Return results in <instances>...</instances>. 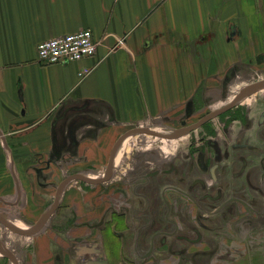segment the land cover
<instances>
[{
	"label": "crops",
	"instance_id": "1",
	"mask_svg": "<svg viewBox=\"0 0 264 264\" xmlns=\"http://www.w3.org/2000/svg\"><path fill=\"white\" fill-rule=\"evenodd\" d=\"M83 29L98 42L94 57L39 62L41 41ZM256 66L264 74V0H0V210L20 224L38 220L54 186L46 177L67 174L48 162L108 167L126 132L191 112L194 99L210 90L232 92L240 80L255 78L243 70ZM86 68L91 71L81 76ZM148 153L134 151L130 159L150 170L161 157ZM102 184L70 182L60 206L66 211L51 219L56 210L39 234L21 235L19 264H53L59 257L81 264L85 258L74 252L83 243L97 244L94 258L105 264L133 263L135 237L126 223H105L120 184L94 189ZM37 194L44 196L40 204ZM257 208L262 216H247L239 206L237 217L209 218L196 243L157 236L147 264H264L263 200ZM87 221L96 226L93 233L80 226ZM165 226H151L138 248L145 251L153 229Z\"/></svg>",
	"mask_w": 264,
	"mask_h": 264
},
{
	"label": "flooded vegetation",
	"instance_id": "2",
	"mask_svg": "<svg viewBox=\"0 0 264 264\" xmlns=\"http://www.w3.org/2000/svg\"><path fill=\"white\" fill-rule=\"evenodd\" d=\"M239 121L241 120L237 121L235 119L233 122ZM208 122L199 128H203ZM182 127L184 126L182 125ZM196 130L191 131L189 134ZM180 138L170 140H178ZM206 139L200 137L196 143L202 144V146L198 147H195L196 144L191 142L188 153L175 152L168 161L159 162L155 168L153 167L143 174L136 173L135 177L126 180V184L131 189L120 188L121 196L117 200H110L105 223L109 224L116 220L122 221V223H126V230L135 237V243L132 248V254L135 259L131 264H147L156 246L155 238L159 235L177 236L178 239L188 243H196L202 239L200 229L204 228L207 220L213 216H218L221 220L233 216L237 217L239 216L238 210L235 213L233 208H239V206L246 208L248 211L247 216H262L263 213L257 207L260 200L264 201L263 148L255 143V139L249 142H242L237 139L232 146L233 152H225L226 158H223V152L222 150L219 151V149H213L214 151L210 155L206 154L208 145L212 146L210 148L215 146L212 141H207ZM258 141L264 143V137H259ZM193 148H195V152L191 151ZM250 149L255 151L256 156L259 155L257 164H254L255 159L252 158ZM197 154H200V157L195 159L194 156ZM229 154L231 156V160L228 162L230 163L229 166L223 165L221 167L218 165L220 162L212 160L213 156L222 158V160L228 159ZM214 165L218 167H214ZM257 166L262 171L260 175L258 174ZM195 175H198V177L193 178ZM113 179L114 174L106 182H111ZM155 180L166 181V183L156 184L154 183ZM166 192L171 195H169L171 199L166 197ZM160 196L161 202L159 201ZM161 204L165 207L163 216L160 215ZM192 209L197 212L195 216L191 215L192 212L190 211ZM39 219L34 224H37ZM72 219H75V216L70 217V220ZM159 222H164L166 226L164 229H153L147 249L141 251L138 248L139 240L151 231V226L153 227ZM80 226L85 227L90 233H93L96 227L94 224L88 223V221ZM75 241L82 244L83 240L77 238ZM161 241L165 242L166 238L164 237ZM94 245H96L95 247L100 253L97 244L87 245L86 243L78 246L74 253L75 255L79 254L80 250L91 248ZM10 250L15 254L19 264L17 254L14 250ZM97 253L80 254L85 258L81 264L95 260L104 261L105 259L101 257L94 258ZM0 257L7 264H13L8 256L0 254ZM53 264H64L63 258H57Z\"/></svg>",
	"mask_w": 264,
	"mask_h": 264
},
{
	"label": "rangeland",
	"instance_id": "3",
	"mask_svg": "<svg viewBox=\"0 0 264 264\" xmlns=\"http://www.w3.org/2000/svg\"><path fill=\"white\" fill-rule=\"evenodd\" d=\"M256 67L257 68L254 72L249 69L243 70L245 71L244 74L253 76L255 78L251 80H240L239 86L235 90H233L234 92L233 91L230 92L229 89H226L225 87L221 91L220 90L219 91L210 90V92L207 95L205 94L203 95V97L200 96L197 99L196 98L194 99V105L192 106L191 112L181 113V115L171 119L173 120L172 122L171 120H166V121H169V122H166L163 119H160L157 123L154 124L155 127L161 128L163 130H175L177 128L182 127V125L185 126L191 123L193 124L197 122L201 117L208 114L209 112L214 111L230 103L236 97L238 92L245 86H248L250 84L257 83L260 81H264V74H260V71L262 70V68L258 66ZM235 119H237V121L238 120H241V121L233 122ZM200 137L207 138L206 139L207 141H212V143H214L215 145L213 146V148H210L212 146L208 145V148L206 150V154L208 155H210L211 152H213L215 149L216 150L219 149V151L222 150L223 152L222 154L223 158H226L225 152H228V151L231 153L233 152L232 146H233V143L236 142L237 139L242 142H249L252 139H255V143H257L261 148H263L262 150L264 151V143L258 141L259 137H262V138L264 137V89L258 90L255 93L250 94L245 99H243L241 102H239L238 105L231 108L228 112L218 116L215 119H212L203 128H199L196 131L192 132L191 134L185 135L178 140H170L164 137H158V136L147 135V134H137V135L131 136L126 141V144L123 150L121 151L120 156L116 162L115 172H114V179L117 180L116 183H113L112 185H110L109 183H106V184L104 183L102 185L95 187L94 189L98 191H102L105 186L109 188V186H116L117 183L120 184V187L119 186L117 187V192L120 191V188H126L127 190L131 189V187H129L126 184V180L132 179V177H135L134 175L136 173L143 174L145 173V171L149 170V169L143 170L142 167H139V165H141L142 163L138 161L139 162L138 164L137 160H133L135 158L130 159V154H132V152L134 151L136 153H139L140 155L143 154V156L148 155L149 154L148 152L152 151L154 152V154L158 153L159 156L161 157L159 162L163 160L168 161L169 159H171V157L174 155L175 152L188 153L189 145L191 142L196 144L195 147L202 146V144L196 143ZM191 151L195 152V148L191 149ZM250 153L252 155V158L255 159L254 164H257V159H259V155L256 156L255 151L251 149H250ZM126 154L129 155L128 160H124ZM140 155L138 156V158L140 157ZM155 156L151 155V158L156 159L157 156L156 157ZM199 157H200V154H197L196 156H194L195 159H198ZM230 157L231 156L229 154L228 159L222 160V158L220 159V158H216L215 156H213L212 160H216V162L218 163L220 162L218 165L221 167L223 165L229 166L230 163L228 162L231 160ZM159 162L157 161L153 167L155 168ZM48 163L50 164V167L60 168L63 171H65V173L67 172V174L64 176H56V177H52L50 174H48L46 179L49 181H52L51 178L53 179V181L49 182L48 184L49 186L54 184V186L51 189V192L49 194L50 197L47 198L46 200L44 199L45 201H42V203L40 202V200L44 196L37 194L38 198L36 199L38 200V202L37 201L36 202L39 204L41 203V205H39V208H38L39 214L43 210L46 211L47 209H49V207L53 204V202L55 201L56 187L58 183L62 179L65 178V176L74 174L76 172L87 173L91 176H95V175L99 176L103 174L107 169L106 164L103 165L101 168V166L99 167V166H96V164L84 162L82 160L80 161L70 160V161H59V162L50 161ZM135 165H138V166L136 167ZM125 167L126 168L129 167V169H127L126 172H122L124 171L123 169H125ZM214 167H218V166L214 165ZM214 167L212 166V168ZM98 169H101V170L98 171ZM257 169H258V174L260 175L262 171L261 169L258 168V166H257ZM194 177H198V175L193 176V178ZM76 182H78L81 185L84 184L79 181H76ZM154 183L165 184L166 181H156L155 180ZM259 183L261 182L259 181ZM94 189L92 188V190ZM165 195L167 198H170L171 196L168 192H166ZM159 201L160 202L162 201L161 196L159 198ZM60 206H62V201H61ZM160 206H161L160 215L163 216L165 207H163L162 204ZM63 211H66V206L62 208L61 207L58 208L56 213H54L51 219L57 216L58 217L61 216ZM68 213L70 214V211ZM23 217L24 219H28L27 216L25 215H23ZM36 221L37 220H34L32 223L25 222V221H24L25 223L23 221H20V222L23 227L31 228V225L36 223ZM21 238L23 237L19 235L18 233L15 234L11 232L4 221L3 222L0 221V240L1 242L3 241V243H5L7 247H9L10 249L14 251L16 250V252L19 251L21 247H23L19 244L20 242L19 240Z\"/></svg>",
	"mask_w": 264,
	"mask_h": 264
},
{
	"label": "water",
	"instance_id": "4",
	"mask_svg": "<svg viewBox=\"0 0 264 264\" xmlns=\"http://www.w3.org/2000/svg\"><path fill=\"white\" fill-rule=\"evenodd\" d=\"M264 88V81L262 82H257L253 83L251 85H248L240 90V92L236 95V97L228 104L209 112L205 116H203L198 122H195L193 124L177 128L175 130H163L161 128H151V127H138V128H133L126 132L117 142L115 145L110 160L109 164L106 170L105 175L101 177H92L88 176L87 174L84 173H74L68 177H66L59 185L57 193H56V198L53 204L47 209L46 211L43 212L42 216L40 217L39 221L37 224L32 226V228H25L23 227L12 215H9L6 211L0 210V221H4L5 224L10 228L15 233L21 234V235H27V236H35L39 234L45 224L47 223L48 219L50 216L57 210L59 207L62 198H63V191L64 188L72 181L75 180H80L84 181L87 183L91 184H98L102 182H106L110 180L114 174L115 171V166L116 162L120 156L121 151L123 150L126 141L133 135L137 134H147V135H154L158 137H164L166 139H177L180 137H183L185 135H188L191 131L198 129L201 127L203 124L206 122L217 118L221 114L225 113L226 111L230 110L234 106H236L239 102H241L243 99H245L247 96L250 94L261 90ZM0 132V136H1ZM94 245L91 248H84L79 251V254H91V253H97L98 249H96ZM0 254H3L5 256H8L13 264H18L17 258L13 251H11L3 242L0 240ZM105 263L104 261L100 260H95V261H90L86 264H103Z\"/></svg>",
	"mask_w": 264,
	"mask_h": 264
},
{
	"label": "built area",
	"instance_id": "5",
	"mask_svg": "<svg viewBox=\"0 0 264 264\" xmlns=\"http://www.w3.org/2000/svg\"><path fill=\"white\" fill-rule=\"evenodd\" d=\"M97 46L93 31L83 29L41 41L37 46V55L42 64H65L94 57ZM90 71L86 68L80 75Z\"/></svg>",
	"mask_w": 264,
	"mask_h": 264
},
{
	"label": "bare ground",
	"instance_id": "6",
	"mask_svg": "<svg viewBox=\"0 0 264 264\" xmlns=\"http://www.w3.org/2000/svg\"><path fill=\"white\" fill-rule=\"evenodd\" d=\"M260 82H262V81H260ZM251 85V84H250ZM246 87V86H245ZM105 173L106 172H104L102 175H100V176H92V177H101V176H103V175H105ZM88 176H90V175H88Z\"/></svg>",
	"mask_w": 264,
	"mask_h": 264
}]
</instances>
